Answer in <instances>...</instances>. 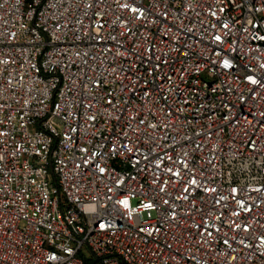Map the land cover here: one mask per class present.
I'll return each instance as SVG.
<instances>
[{
    "label": "built area",
    "instance_id": "1",
    "mask_svg": "<svg viewBox=\"0 0 264 264\" xmlns=\"http://www.w3.org/2000/svg\"><path fill=\"white\" fill-rule=\"evenodd\" d=\"M0 264H264V0H0Z\"/></svg>",
    "mask_w": 264,
    "mask_h": 264
}]
</instances>
